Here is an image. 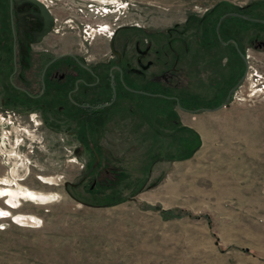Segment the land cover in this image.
Here are the masks:
<instances>
[{
    "label": "rangeland",
    "instance_id": "1",
    "mask_svg": "<svg viewBox=\"0 0 264 264\" xmlns=\"http://www.w3.org/2000/svg\"><path fill=\"white\" fill-rule=\"evenodd\" d=\"M40 1L54 24L34 50L94 67L117 51L134 64L138 44L153 81L92 121L0 90V179L56 195L0 201V264H264V24L226 17L216 33L229 13L264 21V0ZM231 90L199 115L201 137L156 122L146 138L161 113L197 115Z\"/></svg>",
    "mask_w": 264,
    "mask_h": 264
},
{
    "label": "flooded vegetation",
    "instance_id": "2",
    "mask_svg": "<svg viewBox=\"0 0 264 264\" xmlns=\"http://www.w3.org/2000/svg\"><path fill=\"white\" fill-rule=\"evenodd\" d=\"M37 14L33 5L0 0V90L4 94L12 90L35 102L44 98L50 105L77 108L88 116L95 112L100 116L102 109L118 102L125 93L150 95L136 90L137 83L150 85L153 81L146 75L152 62L147 59L148 51L135 44L134 64L124 51H117L113 63L107 61L94 67L69 53L52 56L47 49L31 47L44 26ZM162 78L167 80L168 76ZM107 94L109 101L104 103ZM6 97L3 104L10 103L8 93Z\"/></svg>",
    "mask_w": 264,
    "mask_h": 264
},
{
    "label": "bare ground",
    "instance_id": "3",
    "mask_svg": "<svg viewBox=\"0 0 264 264\" xmlns=\"http://www.w3.org/2000/svg\"><path fill=\"white\" fill-rule=\"evenodd\" d=\"M14 175V174H13ZM13 179L2 178L0 179V201L7 207V209L17 210L22 201L33 202L38 205H48L53 201V198L56 195L44 194L41 192H34L27 188L21 187L16 184V187H13ZM15 180V178H14ZM38 180L48 186H58L57 178H44L38 177ZM14 182V181H13ZM15 183V182H14ZM1 215H7V212H4L0 209ZM7 217V216H6ZM32 217L18 215L13 218V220L21 225H28L32 221ZM34 222H37L36 220Z\"/></svg>",
    "mask_w": 264,
    "mask_h": 264
},
{
    "label": "crops",
    "instance_id": "4",
    "mask_svg": "<svg viewBox=\"0 0 264 264\" xmlns=\"http://www.w3.org/2000/svg\"><path fill=\"white\" fill-rule=\"evenodd\" d=\"M230 54H231V56H233V53L232 52H230ZM225 108H226V106L224 105L223 107H220L219 109H217L215 111H211V112L199 111V113L200 112L201 113L200 114H197V115L195 113L192 114V115H188V113H185V112L184 113H176V114H174V116L176 118L175 119V122H176L175 128L178 129V132L179 133L181 131L184 132V133H186L187 130H190V131H193V134L195 133L196 135H199L201 137V134H200L201 131L200 130L201 129H204V126H203V120L202 119H198L199 118V115H201L202 118H204V116H211L213 114H219ZM204 114H206V115H204ZM159 117L160 118L158 120H155V117L152 120L153 123H155V124L154 125H151L149 127L148 132H149V134L151 132V134H150V136L147 135L146 138H148V137L157 138L159 136V134L156 133V132L157 131L159 132L161 130L160 128H164V127L163 126L156 125V122L166 123V121L169 120L168 118H170V113H161L159 115ZM150 123L148 122L147 125H149ZM166 127H168V126H166ZM206 128H207V125H206ZM176 129H175V131H176ZM178 138H179V135H178ZM178 141H179V139H178ZM178 145H179L178 149H176V147H175L174 152H176L178 154H181V149H182V154H185L186 153V142H183L182 141V143H179ZM167 156H168V153L164 154L162 158L163 159H167Z\"/></svg>",
    "mask_w": 264,
    "mask_h": 264
},
{
    "label": "water",
    "instance_id": "5",
    "mask_svg": "<svg viewBox=\"0 0 264 264\" xmlns=\"http://www.w3.org/2000/svg\"><path fill=\"white\" fill-rule=\"evenodd\" d=\"M12 1H14L15 3L30 4V5H33L34 7L37 8L38 14L36 16H39L42 18V20H44V26H43V29H42L41 33L39 34L38 39L36 41L41 40L42 37H44L45 35H47L50 32L51 26L54 24V18L52 17L49 9L47 8V6L44 3H42L40 0H12ZM226 17H239V18H242V19H245L248 21L264 24V21H262V20L251 19V18H247V17L241 16V15L235 14V13H229V14H226L219 19V22H218L217 27H216L217 35H218L220 24H221L222 20ZM241 57H242V59H244L243 55H241ZM242 80H243V78L237 83V85L235 86L234 89H236L242 83ZM231 93H232V90L228 93L225 101L219 107L212 108V109H200L199 111L211 112V111H215V110L219 109L220 107H222L228 103Z\"/></svg>",
    "mask_w": 264,
    "mask_h": 264
},
{
    "label": "trees",
    "instance_id": "6",
    "mask_svg": "<svg viewBox=\"0 0 264 264\" xmlns=\"http://www.w3.org/2000/svg\"><path fill=\"white\" fill-rule=\"evenodd\" d=\"M237 18H239V17H237ZM248 18V17H247ZM242 19V18H241ZM248 21V20H247ZM252 22V21H251ZM169 99V98H168ZM172 100H174L175 101V98L173 99L172 98ZM99 112H95L94 114H92L91 116H90V118H91V121H92V119H94V118H97L98 117V114ZM170 113V118H168L169 120H167L166 121V126H169L172 122H173V125L172 126H174L175 127V125H176V122H175V116H174V114L173 113H171V112H169ZM173 119V120H172ZM169 122H170V124H169ZM90 125V124H89Z\"/></svg>",
    "mask_w": 264,
    "mask_h": 264
}]
</instances>
